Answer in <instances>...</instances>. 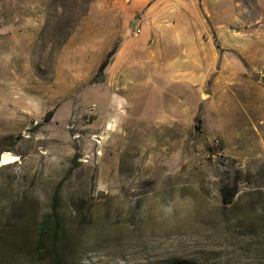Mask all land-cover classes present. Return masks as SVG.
Instances as JSON below:
<instances>
[{"label": "rangeland", "instance_id": "rangeland-1", "mask_svg": "<svg viewBox=\"0 0 264 264\" xmlns=\"http://www.w3.org/2000/svg\"><path fill=\"white\" fill-rule=\"evenodd\" d=\"M177 260L264 264V0H0V264Z\"/></svg>", "mask_w": 264, "mask_h": 264}, {"label": "crops", "instance_id": "crops-1", "mask_svg": "<svg viewBox=\"0 0 264 264\" xmlns=\"http://www.w3.org/2000/svg\"><path fill=\"white\" fill-rule=\"evenodd\" d=\"M135 46H136L135 43H132L128 39H123L120 42V46L117 48L116 53H115V59L112 62V65L114 64L116 66V70L115 71H116V75L117 76H120L121 78H128V77H131V76L133 77V75H134L136 77L137 72L139 71L138 68H136L137 67V65H136V62H137L136 54L137 55H140V53L143 54L145 52L146 48L143 50L141 47H135ZM201 48H202V46H201ZM172 50H174L175 53H178L179 52V47L175 46V47L172 48ZM196 52H197L198 55H200V56L202 55V50L201 49H198V51L196 50ZM145 58H146V56H145ZM157 60L160 61V62L162 61L161 59H157ZM197 61L199 63H201L202 59L197 56ZM199 63H195V65H196L195 67H200ZM149 77H150L149 74H145L144 73L145 84L148 87V91H149V89H151V90L157 91L158 93H160L163 96L167 97V95H166V93H167L166 85H163V84L161 85L159 83H155L156 80L153 77H152V80H151V78H149ZM194 78H195L194 75H192V76L188 75V78L186 77L185 79H182L180 81L179 80L173 81L172 79H170V80H172L171 83H174L175 86H181V85L182 86H186V85L183 84V82H185V83L186 82H191V83H193L192 84L193 86H196V80L197 79L194 81ZM125 84L126 83H124V82L121 83V85H123V86H126ZM129 84H131V83H129ZM125 90H127V89H125ZM128 91H126V92H128ZM173 92L174 91H172V93L170 94V98H172L174 100V101H171V105H172L171 109H172V111L165 112L167 114L166 117L168 116L170 119L172 117H178L179 115H183L182 106L186 105L183 100L180 101V103H179V101L177 99V95L176 96H172L174 94ZM162 103H164V101H162ZM166 105L168 106V104H166Z\"/></svg>", "mask_w": 264, "mask_h": 264}, {"label": "trees", "instance_id": "trees-1", "mask_svg": "<svg viewBox=\"0 0 264 264\" xmlns=\"http://www.w3.org/2000/svg\"><path fill=\"white\" fill-rule=\"evenodd\" d=\"M116 50L117 48H113L109 53L108 55L106 56V58L101 62L100 66H99V70H98V74L100 75H104L105 74V70L106 68L108 67V65L110 64L111 62V59L113 58L114 54L116 53ZM55 114V110H50L48 113H47V119H51ZM198 128H199V125H198ZM236 191V189H234ZM56 202V200H55ZM224 203L227 205L230 203V200L227 198V195H226V198L224 199ZM170 264H196L192 261H183V260H177L173 263H170Z\"/></svg>", "mask_w": 264, "mask_h": 264}, {"label": "bare ground", "instance_id": "bare-ground-1", "mask_svg": "<svg viewBox=\"0 0 264 264\" xmlns=\"http://www.w3.org/2000/svg\"><path fill=\"white\" fill-rule=\"evenodd\" d=\"M3 164L14 163L19 159V156L13 152L5 151L3 153Z\"/></svg>", "mask_w": 264, "mask_h": 264}, {"label": "built area", "instance_id": "built-area-1", "mask_svg": "<svg viewBox=\"0 0 264 264\" xmlns=\"http://www.w3.org/2000/svg\"><path fill=\"white\" fill-rule=\"evenodd\" d=\"M140 31H141V29H136V30L134 31L135 35H138V34L140 33Z\"/></svg>", "mask_w": 264, "mask_h": 264}]
</instances>
